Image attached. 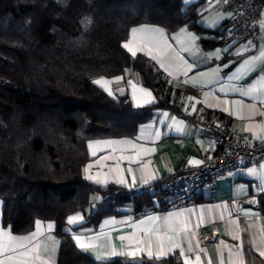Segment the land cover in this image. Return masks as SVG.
Wrapping results in <instances>:
<instances>
[{
  "label": "crops",
  "instance_id": "crops-1",
  "mask_svg": "<svg viewBox=\"0 0 264 264\" xmlns=\"http://www.w3.org/2000/svg\"><path fill=\"white\" fill-rule=\"evenodd\" d=\"M218 2L183 0L185 7L193 8L196 22L206 30L203 32L190 24L175 31L148 23L131 28L122 47L132 56L148 57L171 87L172 97L184 92L182 110L170 106L156 109L134 136L88 140L89 160L83 167L87 181L102 188L113 184L139 191L142 185L160 182L181 168L197 167L207 155L218 151L192 123L191 118L198 113L222 123L239 137L250 135L264 141V8L259 39L251 43L241 39L231 9L219 8ZM205 41L211 45L206 47ZM101 79L109 83H95ZM93 82L111 98L129 96L137 108L158 103L154 88L133 69L100 76ZM196 199L195 206L162 210L164 196L155 195L154 209L136 213L134 206L127 204L118 214L89 226L91 212L103 200L96 192L90 206L70 215L79 214L82 220L69 225L67 218L63 232L80 251L100 262L175 255L182 264H264V162L233 169L214 180ZM3 206L0 200V233L10 229L14 237L37 234L16 242V251L9 248L0 252V262L59 264L63 237L57 234L56 223L37 219L41 222L39 232L35 222L30 232L15 233L3 222ZM199 230L208 239L201 240ZM76 237L89 244L87 250L77 244ZM0 241L7 242V237L0 236ZM26 251L27 255H21Z\"/></svg>",
  "mask_w": 264,
  "mask_h": 264
},
{
  "label": "trees",
  "instance_id": "trees-1",
  "mask_svg": "<svg viewBox=\"0 0 264 264\" xmlns=\"http://www.w3.org/2000/svg\"><path fill=\"white\" fill-rule=\"evenodd\" d=\"M148 23L175 31L196 22L183 0H0V200L3 222L30 232L37 219L56 223L63 237L59 264H182L175 255L97 261L63 232L68 216L84 211L91 195H103L87 225L132 204L154 209L163 193L102 188L87 181L88 140L134 136L153 112L170 106L172 89L145 55L132 56L122 42L133 26ZM206 47L211 42L205 41ZM138 72L158 103L135 107L129 96L111 98L93 80ZM161 98H164L162 100ZM163 180L155 184L161 185Z\"/></svg>",
  "mask_w": 264,
  "mask_h": 264
},
{
  "label": "built area",
  "instance_id": "built-area-1",
  "mask_svg": "<svg viewBox=\"0 0 264 264\" xmlns=\"http://www.w3.org/2000/svg\"><path fill=\"white\" fill-rule=\"evenodd\" d=\"M218 7H228L233 14V22L241 39L257 42L262 23L264 0H218ZM164 100V98H161ZM184 92L170 99V103L182 110ZM185 112V114H187ZM200 135L218 148L207 155L197 167H184L170 173L161 185L148 183L142 191L163 193L162 210L183 209L197 205V196L211 183L238 167L264 162V141H257L250 135L237 136L228 127L204 113L191 118ZM201 236V230L198 231ZM201 240L208 238L201 236Z\"/></svg>",
  "mask_w": 264,
  "mask_h": 264
},
{
  "label": "snow or ice",
  "instance_id": "snow-or-ice-1",
  "mask_svg": "<svg viewBox=\"0 0 264 264\" xmlns=\"http://www.w3.org/2000/svg\"><path fill=\"white\" fill-rule=\"evenodd\" d=\"M137 30L136 29H133V32L135 33ZM124 47L126 48H129V45L128 44H125ZM129 51H132L131 48H129ZM133 55H135V52H133ZM262 56H264V53H262ZM245 63H250L249 61H246ZM117 80L121 79L120 77H117L116 78ZM95 83L97 84H100V85H104V84H107L109 83L108 81H104V80H97L95 81ZM147 95H151V93H147ZM148 101H146L147 103ZM99 143V142H97ZM105 143H126V142H105ZM92 144L90 143L89 144V148H92ZM94 154V153H93ZM190 163H193L192 161H190ZM194 163H199V161H195ZM90 167V166H88ZM88 167L85 168V171L87 172L88 171ZM91 178V177H89ZM82 220V217L79 216V214L75 215V216H69L68 219H67V223L69 225H73V224H76L78 222H80ZM36 226H37V232H39V229L41 227V222L40 221H36ZM53 227L52 224H49L48 225V228L51 229ZM37 233H32L30 234V236L28 237H14V236H11L10 235V229L6 232H3V233H0V236H4V237H7V242H4V241H0V252H3V251H7L9 248H11L12 251H16V248H15V244L16 242L18 241H21V240H30L33 236H35ZM77 240V244L82 248V249H85L87 250V248L89 247V244L83 242L81 240L80 237H76L75 238ZM21 247H24V245H20ZM32 251H35V248L32 249ZM27 251L25 253H21V255H27ZM113 255H115V251H113L112 253ZM132 255H135V253H132ZM148 255H152L151 252L148 253ZM262 255H264V253H262ZM7 259H12V257H7ZM0 264H2V262H0Z\"/></svg>",
  "mask_w": 264,
  "mask_h": 264
}]
</instances>
